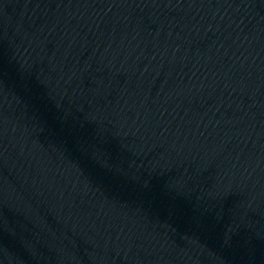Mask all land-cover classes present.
I'll return each mask as SVG.
<instances>
[{
  "label": "water",
  "instance_id": "water-1",
  "mask_svg": "<svg viewBox=\"0 0 264 264\" xmlns=\"http://www.w3.org/2000/svg\"><path fill=\"white\" fill-rule=\"evenodd\" d=\"M0 264H264V0H0Z\"/></svg>",
  "mask_w": 264,
  "mask_h": 264
}]
</instances>
